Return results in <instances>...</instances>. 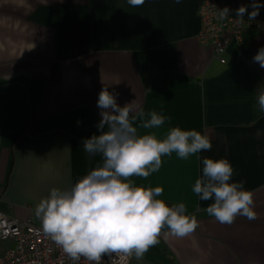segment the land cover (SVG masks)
Returning <instances> with one entry per match:
<instances>
[{"label": "crops", "instance_id": "crops-1", "mask_svg": "<svg viewBox=\"0 0 264 264\" xmlns=\"http://www.w3.org/2000/svg\"><path fill=\"white\" fill-rule=\"evenodd\" d=\"M201 0H0V209L20 218L51 189H69L102 157L89 156L83 140L99 134L103 88L136 113L171 117L138 135L166 137L173 127L207 133L210 151L188 159L162 157L159 171L133 186L163 188L158 199L184 203L197 229L185 237L167 226L142 259L129 264H264V113L257 103L264 68L253 57L264 30L244 33L221 63L198 37ZM264 14V0H258ZM161 109L163 111L161 112ZM34 123L35 129L28 127ZM79 122V123H78ZM227 158L233 182L254 193L257 219L231 225L210 217L192 189L202 158Z\"/></svg>", "mask_w": 264, "mask_h": 264}, {"label": "clouds", "instance_id": "clouds-1", "mask_svg": "<svg viewBox=\"0 0 264 264\" xmlns=\"http://www.w3.org/2000/svg\"><path fill=\"white\" fill-rule=\"evenodd\" d=\"M145 0H128L133 6L143 5ZM180 3V0H176ZM254 19L261 5L253 0ZM230 9L219 10V17H230ZM237 20L243 19L246 6L235 10ZM264 68V47L253 57ZM118 93L103 88L99 93L97 107L101 119L97 124L99 134L83 140V149L94 156L102 157V165L91 170L69 189L53 188L35 208L45 234L59 245L73 261L81 258L89 264H101L104 254L135 256L142 259L150 247L159 243L158 237L167 226L176 237H185L199 226L195 215L186 214L184 203L169 206L158 199L163 188L133 186L132 176L147 178L159 171L162 157L176 153L180 159H188L202 151H210L211 139L207 133L195 129L182 130L173 127L163 139L155 133L138 135L139 127L158 129L170 116L151 111L145 119L141 110L126 103L121 107L116 100ZM259 110L264 113V89L258 92ZM163 109H161V112ZM79 123V122H78ZM202 176L196 179L192 191L201 201L211 203L206 212L221 224L231 225L238 216L249 221L257 219L254 210V193L244 187V181L233 182L234 168L227 158H202Z\"/></svg>", "mask_w": 264, "mask_h": 264}, {"label": "built area", "instance_id": "built-area-1", "mask_svg": "<svg viewBox=\"0 0 264 264\" xmlns=\"http://www.w3.org/2000/svg\"><path fill=\"white\" fill-rule=\"evenodd\" d=\"M258 2V0H257ZM253 0H201L197 8L199 29L197 37L211 47L221 63L232 43L241 44L244 33L249 30H264V14L259 10L254 19H249L253 11ZM246 6L243 19L237 20L236 9ZM228 7L230 17L221 20L219 10ZM131 257L115 253L104 254L101 264H129ZM0 264H89L81 258L75 262L67 256L35 223L31 217L20 218L0 209Z\"/></svg>", "mask_w": 264, "mask_h": 264}, {"label": "trees", "instance_id": "trees-1", "mask_svg": "<svg viewBox=\"0 0 264 264\" xmlns=\"http://www.w3.org/2000/svg\"><path fill=\"white\" fill-rule=\"evenodd\" d=\"M28 127L31 129H35L34 123H32L31 121L29 122Z\"/></svg>", "mask_w": 264, "mask_h": 264}, {"label": "water", "instance_id": "water-1", "mask_svg": "<svg viewBox=\"0 0 264 264\" xmlns=\"http://www.w3.org/2000/svg\"><path fill=\"white\" fill-rule=\"evenodd\" d=\"M162 243H163V242L160 240L159 243H158V245H159V244L161 245Z\"/></svg>", "mask_w": 264, "mask_h": 264}]
</instances>
